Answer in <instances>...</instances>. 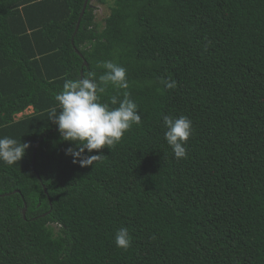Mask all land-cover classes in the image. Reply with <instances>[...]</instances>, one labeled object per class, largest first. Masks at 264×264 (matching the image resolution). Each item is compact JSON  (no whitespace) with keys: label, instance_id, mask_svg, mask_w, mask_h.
<instances>
[{"label":"trees","instance_id":"1","mask_svg":"<svg viewBox=\"0 0 264 264\" xmlns=\"http://www.w3.org/2000/svg\"><path fill=\"white\" fill-rule=\"evenodd\" d=\"M84 4L0 0V137L28 145L0 161V264H264V0H90L76 31ZM105 61L128 88L100 102L130 94L141 123L82 167L50 113ZM165 115L192 121L186 159Z\"/></svg>","mask_w":264,"mask_h":264},{"label":"clouds","instance_id":"2","mask_svg":"<svg viewBox=\"0 0 264 264\" xmlns=\"http://www.w3.org/2000/svg\"><path fill=\"white\" fill-rule=\"evenodd\" d=\"M98 66L106 69L105 74L99 77L100 84L104 86L98 85L93 72H89L86 78L68 79L55 97L59 113L56 108L50 113V120L58 126L62 140L75 145L67 148L65 154L73 158V163H79L82 167L92 165L101 157V154H88L94 150L99 153L104 147L111 149L134 124L141 123L138 105L130 98V94L125 93L121 100L116 96L111 97V104H118V107L113 108L99 100L98 92L103 93L109 83L119 89L128 88L126 68L111 61L102 62ZM163 83L170 90L177 87V82L171 77ZM163 124L166 128L165 140L175 158L186 159L185 145L193 132L191 119L184 115L176 118L165 115ZM27 148L26 143H18L7 136L0 137V161L7 165L16 164L25 155ZM114 242L116 247L125 250L131 246L132 238L127 227L116 231Z\"/></svg>","mask_w":264,"mask_h":264},{"label":"rangeland","instance_id":"3","mask_svg":"<svg viewBox=\"0 0 264 264\" xmlns=\"http://www.w3.org/2000/svg\"><path fill=\"white\" fill-rule=\"evenodd\" d=\"M94 7L96 8L95 14H96V22L99 23L100 29H104L105 27V19L110 15L111 9L110 6L112 5V1L109 2L107 6L98 5L93 1ZM33 113V109L29 108L24 114H21L17 116V119L22 118L25 115H29Z\"/></svg>","mask_w":264,"mask_h":264},{"label":"water","instance_id":"4","mask_svg":"<svg viewBox=\"0 0 264 264\" xmlns=\"http://www.w3.org/2000/svg\"><path fill=\"white\" fill-rule=\"evenodd\" d=\"M89 3H90V0H85L84 8H83L82 14H81V16H80V19H79V22H78V25H77V29H76V31H78V29H79V27H80L81 20H82L83 16L85 15V12H86V10H87V7H88V4H89ZM87 64H88V63L85 62V65H87ZM57 130H58V128H57ZM34 155H36V150H35V152H34ZM26 212H27V206H26V208L23 210V214H24V217H25V218H26Z\"/></svg>","mask_w":264,"mask_h":264},{"label":"crops","instance_id":"5","mask_svg":"<svg viewBox=\"0 0 264 264\" xmlns=\"http://www.w3.org/2000/svg\"><path fill=\"white\" fill-rule=\"evenodd\" d=\"M33 109V108H32ZM19 116V115H18Z\"/></svg>","mask_w":264,"mask_h":264}]
</instances>
